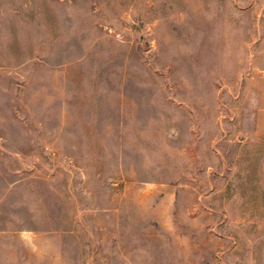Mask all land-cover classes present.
I'll list each match as a JSON object with an SVG mask.
<instances>
[{
	"label": "rangeland",
	"instance_id": "1",
	"mask_svg": "<svg viewBox=\"0 0 264 264\" xmlns=\"http://www.w3.org/2000/svg\"><path fill=\"white\" fill-rule=\"evenodd\" d=\"M0 264H264V0H0Z\"/></svg>",
	"mask_w": 264,
	"mask_h": 264
}]
</instances>
